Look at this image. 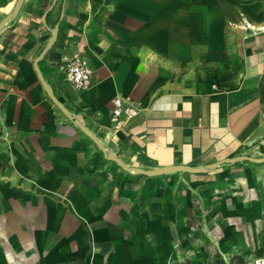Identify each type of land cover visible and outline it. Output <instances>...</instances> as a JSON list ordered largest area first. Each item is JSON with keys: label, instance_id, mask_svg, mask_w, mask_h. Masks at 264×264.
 Returning a JSON list of instances; mask_svg holds the SVG:
<instances>
[{"label": "crops", "instance_id": "0c3cea01", "mask_svg": "<svg viewBox=\"0 0 264 264\" xmlns=\"http://www.w3.org/2000/svg\"><path fill=\"white\" fill-rule=\"evenodd\" d=\"M17 0H0V21ZM264 0H23L0 32V264H156L219 188L264 197ZM80 52L87 89L65 81ZM139 108L117 125L113 100ZM262 182V186H261ZM206 197V196H205ZM202 204V203H201ZM169 253V254H168Z\"/></svg>", "mask_w": 264, "mask_h": 264}, {"label": "rangeland", "instance_id": "374dc122", "mask_svg": "<svg viewBox=\"0 0 264 264\" xmlns=\"http://www.w3.org/2000/svg\"><path fill=\"white\" fill-rule=\"evenodd\" d=\"M256 193L252 200L224 188L204 194L185 223H174L170 255L156 264H264V197Z\"/></svg>", "mask_w": 264, "mask_h": 264}, {"label": "water", "instance_id": "95a60500", "mask_svg": "<svg viewBox=\"0 0 264 264\" xmlns=\"http://www.w3.org/2000/svg\"><path fill=\"white\" fill-rule=\"evenodd\" d=\"M23 0H17L16 4L14 5L13 9L0 21V32L1 30L8 25L17 15L20 6L22 4ZM51 39L46 45V47L43 49L41 54L36 58L35 61V68L38 72V75L40 77V80L44 86V89L46 90L48 96L51 98V100L69 117V119L77 126L79 127L84 133H86L97 145L98 147L104 152V155L106 158L115 161L117 164H119L123 169L133 172V173H144L146 175L150 176H156V175H162L167 174L171 172L176 171H184V172H190V173H207L210 171L215 170L216 168L220 167L224 164H234L239 161H252L255 163H262L264 162V157H252V156H246V155H239L232 158H226L224 160L211 163L209 165H205L203 167H190V166H184V165H173V166H167V167H161L151 170H145V169H139L135 167L127 166L120 158H118L114 153L106 149L98 140V138L88 129L84 124L80 122V120L75 117L63 104L62 102L56 97L52 89L49 87V85L46 83V81L43 79L39 68H38V61L41 60L45 54L48 52V50L53 46L55 43L56 37H57V29L53 28L51 30Z\"/></svg>", "mask_w": 264, "mask_h": 264}, {"label": "built area", "instance_id": "2783aa9c", "mask_svg": "<svg viewBox=\"0 0 264 264\" xmlns=\"http://www.w3.org/2000/svg\"><path fill=\"white\" fill-rule=\"evenodd\" d=\"M262 29H264L262 27ZM93 69L89 60L80 52H75L66 60L65 81L74 90L87 89L91 84ZM113 117L120 125L139 113L138 106L131 98H116L113 100Z\"/></svg>", "mask_w": 264, "mask_h": 264}, {"label": "bare ground", "instance_id": "6f19581e", "mask_svg": "<svg viewBox=\"0 0 264 264\" xmlns=\"http://www.w3.org/2000/svg\"><path fill=\"white\" fill-rule=\"evenodd\" d=\"M264 28V27H263Z\"/></svg>", "mask_w": 264, "mask_h": 264}]
</instances>
